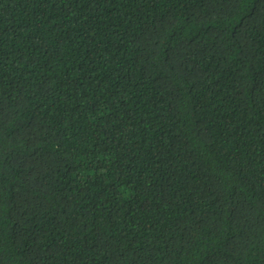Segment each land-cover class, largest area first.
<instances>
[{
    "label": "trees",
    "instance_id": "16d2710c",
    "mask_svg": "<svg viewBox=\"0 0 264 264\" xmlns=\"http://www.w3.org/2000/svg\"><path fill=\"white\" fill-rule=\"evenodd\" d=\"M0 264H264V0H0Z\"/></svg>",
    "mask_w": 264,
    "mask_h": 264
}]
</instances>
